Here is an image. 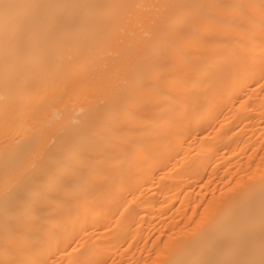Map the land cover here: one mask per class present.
Returning <instances> with one entry per match:
<instances>
[{
  "label": "bare ground",
  "instance_id": "1",
  "mask_svg": "<svg viewBox=\"0 0 264 264\" xmlns=\"http://www.w3.org/2000/svg\"><path fill=\"white\" fill-rule=\"evenodd\" d=\"M0 264H264V0H0Z\"/></svg>",
  "mask_w": 264,
  "mask_h": 264
}]
</instances>
